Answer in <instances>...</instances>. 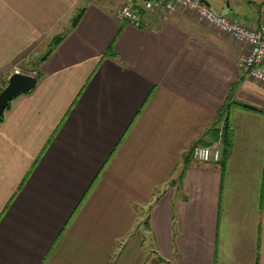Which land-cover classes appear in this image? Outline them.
Segmentation results:
<instances>
[{
	"label": "crops",
	"instance_id": "1",
	"mask_svg": "<svg viewBox=\"0 0 264 264\" xmlns=\"http://www.w3.org/2000/svg\"><path fill=\"white\" fill-rule=\"evenodd\" d=\"M205 1L264 19V0ZM145 2L0 0V87L38 78L0 121V264H264V83L248 47ZM124 4L141 26L117 19ZM220 117L228 155L195 162Z\"/></svg>",
	"mask_w": 264,
	"mask_h": 264
},
{
	"label": "built area",
	"instance_id": "2",
	"mask_svg": "<svg viewBox=\"0 0 264 264\" xmlns=\"http://www.w3.org/2000/svg\"><path fill=\"white\" fill-rule=\"evenodd\" d=\"M145 8H157L161 12L186 9L199 15L215 29L248 47L243 67L251 78L264 83V19L259 25L246 26L226 14L217 13L201 0H146ZM116 17L120 21L126 19L135 26H141L143 22L139 12L129 4L122 5L117 10ZM192 156L198 163H219L223 159L222 144H198L193 147Z\"/></svg>",
	"mask_w": 264,
	"mask_h": 264
},
{
	"label": "water",
	"instance_id": "3",
	"mask_svg": "<svg viewBox=\"0 0 264 264\" xmlns=\"http://www.w3.org/2000/svg\"><path fill=\"white\" fill-rule=\"evenodd\" d=\"M201 1L207 3L205 0ZM37 82L38 78L32 74L19 71L12 73L8 79L7 85L0 91V116L3 115L7 108H9L11 101L16 96L21 93L32 91L36 87Z\"/></svg>",
	"mask_w": 264,
	"mask_h": 264
},
{
	"label": "trees",
	"instance_id": "4",
	"mask_svg": "<svg viewBox=\"0 0 264 264\" xmlns=\"http://www.w3.org/2000/svg\"><path fill=\"white\" fill-rule=\"evenodd\" d=\"M85 10V8L83 6H81L77 13L75 14V16L73 17V19L71 20V26H74L76 25V23L78 22L79 18L81 17L83 11ZM61 39V36H55L52 40V44H56L60 41ZM3 89V87H0V91ZM222 117V115H221ZM221 117L220 119H218L215 123V127L214 130L215 133L213 135L214 138H217V140H219L222 144V148H223V158L226 157L228 155V151H229V148H230V145H231V130H230V125H229V121H228V117H226V121H225V124L222 128V130H220V127H219V122L221 120ZM3 118V115L0 116V121L2 120ZM213 128V127H212ZM220 131H222V135H220ZM210 132V131H209ZM220 135V136H219ZM199 143H196V145H198ZM194 145V146H196ZM209 145V144H207ZM193 150V149H192ZM143 224L145 225V228L148 229L149 228V216H147L146 220L143 221Z\"/></svg>",
	"mask_w": 264,
	"mask_h": 264
},
{
	"label": "rangeland",
	"instance_id": "5",
	"mask_svg": "<svg viewBox=\"0 0 264 264\" xmlns=\"http://www.w3.org/2000/svg\"><path fill=\"white\" fill-rule=\"evenodd\" d=\"M214 1H216V0H214ZM223 1L224 0H218L217 2H220V3H223ZM228 1H231V2H240V1H242V0H228ZM236 4H238V3H236ZM193 13V12H192ZM195 14V13H194ZM198 18H200V19H203V18H201L199 15H197V14H195ZM204 20V19H203ZM204 21H206V20H204ZM207 22V21H206ZM208 23V22H207ZM209 24V23H208ZM146 218H147V215H145V217H144V220L143 221H145L146 220ZM143 228L145 229V225L143 224Z\"/></svg>",
	"mask_w": 264,
	"mask_h": 264
}]
</instances>
